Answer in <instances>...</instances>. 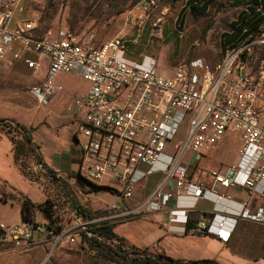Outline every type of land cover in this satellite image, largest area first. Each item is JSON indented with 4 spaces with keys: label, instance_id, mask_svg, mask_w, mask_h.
<instances>
[{
    "label": "built area",
    "instance_id": "built-area-1",
    "mask_svg": "<svg viewBox=\"0 0 264 264\" xmlns=\"http://www.w3.org/2000/svg\"><path fill=\"white\" fill-rule=\"evenodd\" d=\"M34 1L0 0V64L8 68L21 64L27 70H37L38 61L44 62V78L28 90L40 106L61 91L53 83L59 72L74 74L87 83L86 90L71 100L80 113L73 135L80 151L75 180L93 185L112 181L117 185L116 201L108 205V214L101 222L158 212L173 196L162 194L159 188L138 207L126 206L135 184L154 172L163 176L159 186L172 180L175 198L183 195L191 200V206L206 193L218 197L216 185L224 189L242 186L264 198V60L251 62L253 42L227 47L214 67L194 58L165 77L155 70L153 56H145L139 63L126 61L122 35L98 46L93 35L81 37L68 31H59L56 38L37 37V20L27 14ZM156 4L157 0L141 1V13ZM128 23L137 29L135 42L141 21L130 19ZM226 131L239 135V157L246 174L238 180V166H218L209 172L210 186L206 190L203 181H193L190 176L204 153ZM140 166L146 170L141 171ZM53 172L60 174L59 169ZM187 210L176 207L168 211V222L176 223L180 218L184 224ZM247 213L242 206L237 216ZM262 220L259 210L254 221ZM234 223V218L216 213L210 219L201 216L192 233L226 241ZM33 232L41 235L40 242L55 238L57 244L65 238L52 234L44 225L0 223V239L15 245L37 243ZM69 242L74 239L69 238Z\"/></svg>",
    "mask_w": 264,
    "mask_h": 264
},
{
    "label": "rangeland",
    "instance_id": "rangeland-1",
    "mask_svg": "<svg viewBox=\"0 0 264 264\" xmlns=\"http://www.w3.org/2000/svg\"><path fill=\"white\" fill-rule=\"evenodd\" d=\"M141 1L144 0H35L28 8V15L37 20L35 35L39 38L44 36L56 38L59 31H68L81 37L93 35L94 45L98 46L115 35H122L128 40L124 51V56L127 59L137 62L142 55L151 54L155 60V70L165 77L173 74L176 65L194 58L202 59L214 67L220 63L226 46L237 44L243 40L235 38L226 44L223 41V36L233 34L230 23L233 22L240 10H244L243 3L217 0L202 16H196L191 11H186L184 21L178 24L175 19L178 10L183 5V0H157L156 7L143 13L139 8ZM130 19L141 21V32L135 42L132 40L135 38L137 29L128 23ZM182 31L184 32L182 40L185 37L186 43H191V45L188 46V55L185 60L176 64L179 59L185 57L186 52L185 46L177 42V36L179 33L182 34ZM250 39L253 41L251 62L264 60V33L257 32L251 35ZM38 64L36 76L19 80L24 85V88L18 86L19 90L13 84L3 82L0 75V104H2L0 117L13 119H7L0 124L13 128L16 121L27 125L41 118L57 122L56 119L67 116L64 113L65 108L69 102L71 103L76 93L86 89V83L79 77L71 73L59 72L55 75L53 83L60 86L62 91L52 97L46 105H37L26 89L34 83L33 79H37L44 68L43 61H38ZM67 122L64 125H68ZM35 129L36 123L29 132L33 133L32 137L40 146L44 156L56 148L62 150L71 148V153L75 154L76 146L73 145L65 127L60 126L54 131L52 130L55 139L53 137L50 139V128L48 132L41 131L42 128ZM14 132L15 130L11 134L17 135V132ZM234 143L235 138L225 133L221 145L217 147L218 152H214V149L206 151L199 167L214 169L219 166V151L228 153L232 150ZM164 153L168 154L169 150H164ZM185 160H188V157H185ZM34 162L35 160L32 158H24L22 163H19L20 169L25 173L28 181L38 182L40 185L37 184V186L42 187L41 190L45 198L43 202H47L51 215V222L45 221L44 225L50 226L52 234L57 232L59 235L63 234L65 238L57 244L54 243L55 238H51L46 247L42 246L41 242L15 245L0 239V264H131L112 255V250L118 248V243L115 240H93L85 233L99 226L100 219L108 214L106 208L114 198L109 196V201L104 202L102 195H95V192L90 188L78 184L75 176L70 180V177L59 174L60 181H58L55 179L56 173L52 170L42 172L37 168H32ZM157 178L156 175L150 176L147 181ZM64 179L70 183L64 182ZM49 182L57 185L54 187L55 189L58 186L61 189L56 192L55 189L46 187L47 184L50 186ZM72 206L84 212L87 217H77ZM116 206L118 205L116 204ZM2 209L3 206L0 205V210ZM88 216H92V218H88ZM81 227L84 229L82 230ZM139 229L136 226L130 228V231L133 236L139 237ZM240 232L244 233V239L235 238L233 232L228 241L229 244L238 249L240 255L254 257L262 255L259 242L264 236V229L245 224L240 227ZM69 238H73L74 242L70 243ZM97 242H101V244L98 245ZM128 248L129 246L125 245L120 247V250L127 253L129 252ZM146 250L151 253L162 252L173 259L183 258V253L175 249L173 251L166 250L160 246Z\"/></svg>",
    "mask_w": 264,
    "mask_h": 264
},
{
    "label": "crops",
    "instance_id": "crops-1",
    "mask_svg": "<svg viewBox=\"0 0 264 264\" xmlns=\"http://www.w3.org/2000/svg\"><path fill=\"white\" fill-rule=\"evenodd\" d=\"M216 1L217 0H213L209 4H207L206 7H204L203 3L205 2V0H193V1L183 0V5L177 12L175 22L179 24L182 21H184L186 11L187 12L191 11L196 16H202L206 14V12L209 9V6L215 3ZM232 1L234 2V0ZM240 3L242 4L243 2L240 1ZM242 10H240V12L236 15V18L233 20V22L230 23V28L232 26H236L239 23V19H238L239 16H242L243 14L247 13L246 7L244 8L243 11ZM179 12H180V16L178 15ZM130 30L131 28L129 27V31ZM244 30L245 29H243L242 32ZM183 33L184 32L182 31V34L181 33L178 34L177 42L178 44L180 43L182 46H185L186 48L185 57L183 59H179L176 62V64L177 63L179 64L185 60V58L188 55L187 52L189 50L188 46L191 45V43L189 44L186 43L185 37L182 40L181 37ZM231 33H233L232 35H234L235 33L232 30V28H231ZM246 38H244V40ZM124 40H125V48H126V43L128 42V40L125 37ZM228 42H224V43L226 44ZM241 42H243V40ZM234 45L232 44L226 46L224 50L227 47H232ZM145 56H151V54L142 55L137 62H133L127 59L125 56L123 57L126 61L132 63H139L140 60ZM35 73L36 70H27L21 64H17L11 68L6 67L3 63L0 64V75L3 79V82L13 84L14 86H16L18 90H19L18 86H22L24 88V85H22L21 81L19 80L25 77L32 78L33 76H36ZM43 78H44V68L40 73L39 77L37 79H33L34 83L28 86L26 92L29 94L28 90L32 87L38 86ZM86 88H87V83H86ZM59 92H57L53 97L58 95ZM0 107H2V104H0ZM64 113L67 116L56 119L57 122H54L49 119L46 121L44 118L43 119L41 118L40 120L27 125H25L23 122L16 120L15 123L22 126L24 130L27 132L30 138V143L34 149V155L36 159L39 160L36 161V159L33 156L28 157V159L32 158L35 160L34 162L35 164L33 166L31 164L32 168H37L42 172L43 171L48 172L51 170L53 171L54 169H59L60 175L62 174L63 176L66 177L68 176L70 177L71 180L73 176H75L74 178H76L77 165L79 163V158H80L79 146L73 136L78 127V119L80 118V113L73 108L70 102L67 104ZM7 119L13 120L11 118H5L1 116L0 123H2V121H6ZM68 120H70L71 122L70 123L67 122ZM65 122L69 124L64 125ZM35 123H36V129L42 128L41 131L43 132L46 131L48 132V129L50 128L51 131L50 139L52 137L55 139V136H53L52 134L55 128L60 126L65 127V130H67L68 134L72 139L73 145L76 146L75 154L73 155L71 153V148H68L66 150L56 148V149H52V152L44 156L40 146L37 145L36 140L32 137L33 133L29 132L30 130H32ZM7 127L9 126L0 124V205L3 206V209L0 210V223L11 226V225H20L24 223L22 222L21 212H20L21 202L24 199L29 200L32 204H40L43 202L45 198L41 190L42 187H39L40 183L34 181H28L25 177V173H23L20 169L19 162H14L13 149L11 144V136H12L11 133L13 130L10 133H8L6 131ZM225 133H227V135L233 136L235 138V143L233 145L232 150L229 151L228 153L225 154V151L223 152L219 151V154H221V155L218 154V157L220 158L219 166H221L222 169H225L229 166H238L239 174L237 179L240 180L246 174L247 168L245 167V164L240 160L239 157V149L241 144L239 135L226 131L222 134V136L219 138L217 143L211 149H214V152H218L217 147L221 145L222 138L224 137ZM14 136H15L13 137L14 139L21 138L18 133L17 135L14 134ZM199 163L195 166L190 178L193 181L196 180L203 181L204 188L208 190L210 186V178L208 174L213 169H208L206 167H199ZM140 170L145 171L146 167L140 166ZM154 175L158 176L156 180L147 181L148 177ZM55 179L60 181V179L56 175H55ZM162 181H163L162 174L154 172L151 173L149 176H147L146 179L140 180L135 184L133 188V197L126 202V206L129 209L138 207L156 188H159L162 194L169 193L173 196L162 203L161 209L158 212H152L147 214L146 216H137L129 220L109 222L110 224H114L112 228V233L114 234V236L121 238L125 245L140 250L148 249L152 247L155 248L160 246L166 250L170 249L173 251L175 249L178 252L183 253L182 254L183 258H177V259H183V260L213 259L218 264H264V236L263 238H261L259 242L260 250L263 253L262 255L256 257L249 255H240L239 250L233 248V245L229 244L228 242L233 232L235 234V238L239 237L241 239H244L243 238L244 233L240 232V227H242V225L244 226L245 224L254 225L255 227L264 229V198L242 186H233L224 189L216 185L214 187V191L218 197H214L206 193L204 194V197L195 201L193 203V206H191L192 205L191 200L184 198L183 195L178 200L175 198L174 183L172 180H167L163 185L159 186ZM64 182L70 183L67 181V179H64ZM80 182L86 188L91 189V186L89 184H86L82 181ZM37 184L39 185L37 186ZM49 184L51 187L48 186V184L46 187L53 189H55L54 188L55 186L57 187V185L55 184L53 185L51 182H49ZM96 186H103L109 189L108 191L95 192V195L96 194L102 195L103 197L102 199L104 202L109 201L108 200L109 196H112L114 198L113 202L116 201V194L118 187L114 182L106 181L104 183L96 184ZM59 189L61 188L58 186V188L55 189V191L58 192ZM61 195H63L62 192ZM242 206L248 212L247 215H245V217L237 216ZM176 207L188 209L185 213L184 224H181L182 219L180 218L177 220L176 223L168 222V217H169L168 211L173 210ZM259 210L261 211L263 216L262 223H257L256 221H254V218ZM215 213L220 216H227L234 218L235 220L233 229L230 232L229 236L227 237L226 241H222L216 236H212V235L198 236L192 233L196 221L201 216H205L206 218L210 219L212 215ZM32 219L33 222L36 224V226L44 225V222L46 221V219L38 211H33ZM186 222L188 223V229L185 231ZM125 224L128 225L126 226ZM136 226L140 228L139 237L133 236V234L130 231V228H135ZM33 235L35 240L40 242L41 235L38 234L37 232H33ZM41 243H43L42 246L44 245L46 247L47 244H49V241L48 240L41 241Z\"/></svg>",
    "mask_w": 264,
    "mask_h": 264
},
{
    "label": "trees",
    "instance_id": "trees-1",
    "mask_svg": "<svg viewBox=\"0 0 264 264\" xmlns=\"http://www.w3.org/2000/svg\"><path fill=\"white\" fill-rule=\"evenodd\" d=\"M193 1V0H191ZM213 0H205L203 3L204 7L209 4ZM242 1L246 7V14L239 16V23L236 26H232V30L235 32L232 36H223V41L228 42L233 40L234 38L243 39V41L253 42L250 39V36L260 32L264 33V0H234L235 3ZM203 7V9H204ZM180 16V12L178 14ZM238 21V20H237ZM245 29L243 32L242 30ZM249 36V37H247ZM247 37V38H246ZM244 38H246L244 40ZM4 122V121H2ZM12 130H15L19 135L20 139H14L13 135L11 136V144L13 149V160L14 162L22 163L24 158H28L29 156L34 155V149L30 143V138L24 128L18 124H13V128L10 126L6 128V131L10 133ZM36 161H39L36 159ZM19 164V165H20ZM76 182L81 185L80 179L77 178ZM91 186V190L93 192L99 191H108V188L103 186H96L93 184H89ZM51 207V206H50ZM74 208L75 214L77 217L86 218L87 215L81 210L77 209V207L72 206ZM49 206L47 202H43L41 204H32L29 200L24 199L21 202L20 212L22 222L30 224L32 226H36L33 222L32 215L33 211H38L41 215L46 219V221L51 222V215L49 211ZM88 218H92V216H88ZM45 226V225H44ZM47 230L50 231V226H45ZM113 225L108 222H101L97 228L90 230L89 233L94 234L102 238L101 241H112L115 240L118 243V248L112 250V255L118 257L120 260L128 261L131 264H218L213 259H200V260H183V259H173L171 257L166 256L164 253H151L146 249H137L134 247H129V252H125L124 250H120V247H124L121 238L114 236L112 233ZM59 230V228L57 227ZM188 229V223L185 224V231ZM57 234V232H53ZM91 239L95 240L94 237ZM98 245L101 242H97ZM129 254V255H128Z\"/></svg>",
    "mask_w": 264,
    "mask_h": 264
},
{
    "label": "water",
    "instance_id": "water-1",
    "mask_svg": "<svg viewBox=\"0 0 264 264\" xmlns=\"http://www.w3.org/2000/svg\"><path fill=\"white\" fill-rule=\"evenodd\" d=\"M240 62H242V59H240Z\"/></svg>",
    "mask_w": 264,
    "mask_h": 264
}]
</instances>
